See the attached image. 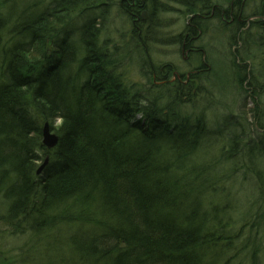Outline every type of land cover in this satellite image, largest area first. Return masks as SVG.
Segmentation results:
<instances>
[{
    "label": "trees",
    "instance_id": "trees-1",
    "mask_svg": "<svg viewBox=\"0 0 264 264\" xmlns=\"http://www.w3.org/2000/svg\"><path fill=\"white\" fill-rule=\"evenodd\" d=\"M109 2L0 0V264H263L264 0H119V27Z\"/></svg>",
    "mask_w": 264,
    "mask_h": 264
},
{
    "label": "rangeland",
    "instance_id": "rangeland-1",
    "mask_svg": "<svg viewBox=\"0 0 264 264\" xmlns=\"http://www.w3.org/2000/svg\"><path fill=\"white\" fill-rule=\"evenodd\" d=\"M33 1V0H31ZM109 5H108V11L109 12V17H111V19H113L114 15H116V26H120V23H122L120 20V17L118 16V12L119 11V0H109ZM161 3H166V0H158ZM168 5L174 7V8H180L179 5L177 4H172V3H168ZM223 7V11L226 13V6L225 3L222 5ZM148 7L146 6V11L148 12L149 10L147 9ZM145 11V17L147 16V12ZM91 13V15H94L95 12H89ZM167 17V15H161V18ZM115 18V17H114ZM168 18H171L170 20H172L170 23V25L165 26L168 29H176L178 26V24L182 25L184 22V19L180 16H178L177 12H175L174 14H169ZM182 18V19H181ZM203 21H202V26H201V36H200V41L202 43H209L212 40H216V43L218 45L219 50L221 48H224L226 53H227V61H228V55L230 50H232L233 54L236 53V49H237V44H235L234 42L231 43L230 46V41L228 40V29H227V24H226V19L224 23H222V20L220 19V17H218L217 15L211 17V13L208 14L207 16L200 17ZM70 25L67 27L68 29L66 30H70V28H75L76 25L75 24H79V16H73L70 20H69ZM68 22V23H69ZM73 26V27H72ZM75 26V27H74ZM73 34V33H72ZM75 34V33H74ZM72 36V35H71ZM230 48V49H229ZM239 59V58H238ZM206 76V74H201L199 77L200 78H204ZM216 128V127H215ZM216 130H218V128H216ZM217 170H219V173H217V180H219V182H221L219 185H221V187H223L224 189H226L229 192V195L226 198V203H228L229 206H234L235 209H237L239 212V215H243V212H246L247 210H251V213H254L257 208V202L256 197H257V191L254 187L253 184H250V174L249 172H247V170L244 169H239L237 170V168H222L219 167ZM233 173L235 176L232 178H229V174ZM246 175V176H243ZM218 182V181H217ZM255 182V180L253 181ZM259 202V201H258ZM260 204V202L258 203ZM263 205H260V208H258L259 210L262 209ZM237 211V213H238ZM242 212V213H241ZM232 215L234 219H238V214ZM259 218L261 220H264V213L259 214ZM263 228H264V223H262ZM236 227L239 229L241 227V225L239 223L235 224ZM243 232V236H245L244 231ZM264 233V231H263ZM249 237L251 238L252 235H249ZM254 240V238H253ZM264 241V237L261 236V243ZM236 248H238V250H235L234 254H237L240 252L241 246H239L238 244L235 245ZM263 251V250H262ZM245 252V251H244ZM241 253V255L237 258L231 261L230 264H253V260L250 259V257H248L245 253ZM264 252V251H263ZM262 252V253H263ZM261 253V254H262ZM261 259L259 260V264H262V262H260ZM264 264V262H263Z\"/></svg>",
    "mask_w": 264,
    "mask_h": 264
},
{
    "label": "water",
    "instance_id": "water-1",
    "mask_svg": "<svg viewBox=\"0 0 264 264\" xmlns=\"http://www.w3.org/2000/svg\"><path fill=\"white\" fill-rule=\"evenodd\" d=\"M42 135H43L42 144L46 147L50 148V146L55 145V143L57 142V136L50 132L47 125L43 128ZM39 171L40 169L38 170V172Z\"/></svg>",
    "mask_w": 264,
    "mask_h": 264
},
{
    "label": "bare ground",
    "instance_id": "bare-ground-1",
    "mask_svg": "<svg viewBox=\"0 0 264 264\" xmlns=\"http://www.w3.org/2000/svg\"><path fill=\"white\" fill-rule=\"evenodd\" d=\"M54 146H55V145H53V146H50V148H52V147H54ZM47 148H49V147H47ZM50 148H49V149H50ZM41 168H42V167H41ZM49 169H50V168H49ZM49 169H48V170H49ZM36 175H37V176H39V175H40V173H39V172H36Z\"/></svg>",
    "mask_w": 264,
    "mask_h": 264
}]
</instances>
